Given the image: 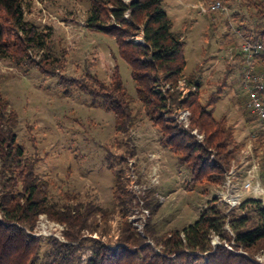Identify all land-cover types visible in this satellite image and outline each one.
Wrapping results in <instances>:
<instances>
[{
    "label": "trees",
    "instance_id": "1",
    "mask_svg": "<svg viewBox=\"0 0 264 264\" xmlns=\"http://www.w3.org/2000/svg\"><path fill=\"white\" fill-rule=\"evenodd\" d=\"M220 1L225 5V0ZM89 2L86 26L115 38L120 57L131 68L137 97L152 123L161 131V143L170 147L179 162L188 168L193 182L220 186L237 159L240 144L235 139L233 126L223 118L215 119L213 109L209 108L217 97L210 96L202 102L200 81L184 77L183 41L172 31V22L162 7V0ZM225 2L234 8L230 17L238 23L236 30L240 33L238 39L228 42L229 48L234 50V59L225 58L226 73L227 77H236L238 88L234 93L239 96L245 124L260 125L250 134L252 160L258 164L259 176L264 182V122L245 108L246 98L240 87L243 63L237 51L242 37L264 42V0ZM213 13L219 12L207 14ZM24 14L23 0H0V59L10 60L20 67L31 65L53 76L59 62L46 51L51 34L39 31L25 20ZM141 32L143 44L129 40ZM31 52L39 55L37 60L30 57ZM256 71L264 72L263 66ZM58 79L65 94H68L67 87L76 84L94 100L101 99L104 107L114 114L117 133H127L133 128L132 99L117 67L112 69L108 85L95 79L96 86L63 75ZM181 79L196 85L197 90L179 101L177 84ZM166 85L169 88L163 92ZM178 105L190 110L191 127L203 133V142L199 143L174 121L165 118ZM16 123V112L0 92V264H78L86 252H90L86 264H260L255 258L257 254L264 255V204L261 200L249 198L227 211L222 202L211 198L199 218L182 230L160 233L149 218L141 233L126 216L146 198L125 190L121 169L113 185L112 209L79 201L75 194H65L64 202H53L49 182L35 172L38 159L27 157L24 147L17 141ZM145 202L143 208L151 210V202ZM115 207L122 213L120 235L115 245L85 236L84 232L97 230L89 222L96 216L106 227ZM41 215L64 226V242L33 235ZM106 232L107 227L100 234L104 236ZM213 236H218L222 242L215 248L211 243ZM224 243L232 244L235 251L242 250L245 254L229 251Z\"/></svg>",
    "mask_w": 264,
    "mask_h": 264
},
{
    "label": "rangeland",
    "instance_id": "2",
    "mask_svg": "<svg viewBox=\"0 0 264 264\" xmlns=\"http://www.w3.org/2000/svg\"><path fill=\"white\" fill-rule=\"evenodd\" d=\"M212 1L162 0V7L172 22V31L183 41L184 77L200 81L202 102L217 97L209 106L214 118H223L233 126L240 150L231 168L237 169L242 181L246 178L243 172L255 162L250 133L260 125L245 124L239 96L234 93L238 88L236 77H227L226 73L225 58L231 49L228 42L238 39V23L230 17L234 8L222 0L226 13H198L200 4L206 7ZM23 7L26 21L39 31L50 32L46 51L59 66L52 76L31 65L20 67L0 59V92L17 114L18 143L27 157L38 159L35 172L50 184V199L60 203L66 200L65 194H75L79 201L112 209L113 185L121 169L125 190L151 202L148 214L143 211L145 199L127 214L126 219L135 228L141 230L149 218L160 233L182 230L194 223L221 185L193 182L188 168L161 143V131L137 97L131 68L120 57L115 38L86 26L89 0H23ZM38 56L30 53L33 60ZM115 67L132 99L135 124L127 133L115 131L114 114L101 99L94 100L76 84L67 87L65 94L58 79L63 75L92 85L97 84L95 79L108 85ZM121 214L120 209H113L104 236L100 234L106 228L104 222L99 216L91 219L92 228L97 230H88L85 236L115 245ZM44 221L38 223L36 231L63 233V226ZM89 256L86 252L78 264H86Z\"/></svg>",
    "mask_w": 264,
    "mask_h": 264
},
{
    "label": "built area",
    "instance_id": "3",
    "mask_svg": "<svg viewBox=\"0 0 264 264\" xmlns=\"http://www.w3.org/2000/svg\"><path fill=\"white\" fill-rule=\"evenodd\" d=\"M207 4L208 5L206 7L202 4L197 7L199 14H206L209 12L226 13L228 11L226 6H224L220 0H215ZM237 34L240 36L239 32ZM129 40L136 44H143V33L141 32L138 35L129 38ZM233 51V48H231L228 56L229 60L234 59ZM237 51L239 52L243 63V73L241 75L240 87L243 91L242 94L246 98L245 108L250 111L251 114L256 115L259 120L264 122V72L260 73L256 71L259 66H263L264 68V42H254L242 37V42L238 46ZM168 88L169 86L166 85L162 91L166 92ZM196 90V85H189L186 79L179 80L177 84L178 100L182 101L187 99L190 94L196 92ZM191 116L192 115L189 109L178 105L173 107L172 110L165 115V118L167 120L174 121L181 129L194 136L199 143L203 142V133H201L197 128L191 127ZM213 156L214 155H211V158H213ZM243 173L246 178L239 181L240 174L237 169L234 167L230 168V170L225 174V178L220 188L218 191H215L214 198H217L220 202H222L226 206L227 211L239 207L244 200L249 198L261 200L264 204V182H262L259 176L258 164L254 162ZM133 192L136 193V191ZM143 211L144 213H149L147 209H143ZM43 219L45 220L44 222H51L46 216L41 215L37 221V225ZM43 226L44 225H41V227ZM36 227L33 233L34 236L54 237L61 242L65 241L63 233L61 234V237V235H55L45 230L36 231L38 230ZM225 228L229 230L228 225H226ZM142 229L138 230L142 233ZM211 243L214 248L217 245L222 244L218 236H213ZM232 244L224 243V246L229 251L234 253L245 254L242 250L235 251L232 248ZM255 260L260 264H264V255L261 254L256 256ZM82 262L85 263L84 259Z\"/></svg>",
    "mask_w": 264,
    "mask_h": 264
}]
</instances>
